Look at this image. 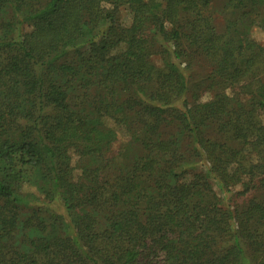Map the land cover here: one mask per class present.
Returning <instances> with one entry per match:
<instances>
[{"label":"trees","instance_id":"obj_1","mask_svg":"<svg viewBox=\"0 0 264 264\" xmlns=\"http://www.w3.org/2000/svg\"><path fill=\"white\" fill-rule=\"evenodd\" d=\"M215 1L0 0V264H264V0Z\"/></svg>","mask_w":264,"mask_h":264},{"label":"rangeland","instance_id":"obj_2","mask_svg":"<svg viewBox=\"0 0 264 264\" xmlns=\"http://www.w3.org/2000/svg\"><path fill=\"white\" fill-rule=\"evenodd\" d=\"M222 5H223V0H216L213 6L214 7L213 10L214 12H216L215 22L218 25L219 29H223L224 25L227 22V18H225V14L221 11V8H223ZM122 13H123L124 23L128 24L130 22V16L128 11L122 9ZM252 31H253V37H255V39L260 43H264V33L262 32V30L260 28H253ZM261 113H262L261 117L264 120V109L261 111Z\"/></svg>","mask_w":264,"mask_h":264}]
</instances>
